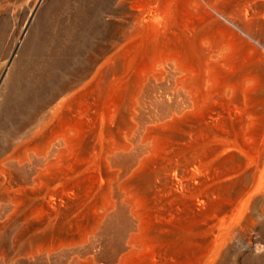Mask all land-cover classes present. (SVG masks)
<instances>
[{
    "label": "rangeland",
    "instance_id": "rangeland-1",
    "mask_svg": "<svg viewBox=\"0 0 264 264\" xmlns=\"http://www.w3.org/2000/svg\"><path fill=\"white\" fill-rule=\"evenodd\" d=\"M181 2L0 0V264H264V47Z\"/></svg>",
    "mask_w": 264,
    "mask_h": 264
},
{
    "label": "bare ground",
    "instance_id": "bare-ground-1",
    "mask_svg": "<svg viewBox=\"0 0 264 264\" xmlns=\"http://www.w3.org/2000/svg\"><path fill=\"white\" fill-rule=\"evenodd\" d=\"M166 4V3H165ZM166 6V5H165ZM169 6V5H168ZM150 7V6H149ZM158 7V6H157ZM164 8V7H163ZM160 9V8H159ZM167 9V8H166ZM156 8L151 7L149 9V14L151 16H157L158 10ZM148 11V10H147ZM163 11V9H162ZM179 33L174 34L175 37L181 38L184 37L191 32L198 31L195 39L197 41L198 47L200 49L203 48L206 44L215 45L210 51H206L202 54V60L204 59L206 62H211L213 66L211 67L212 73L214 76H219L222 78V87L220 93H225L230 87L231 81V71H232V55L230 57L229 62H227V68L229 66L230 73L225 76V72L222 70L221 64L217 65V63H213L214 59L218 58L220 54L227 51L228 49H233V41L227 40L221 41L219 43L213 40L214 32L217 29H227L229 28L233 34H236L239 39L243 38L244 35L253 39V41L264 47V21H260L259 26V35L256 37L252 36L246 27L244 21H253L257 19L264 18V0H182L179 9ZM177 12V11H176ZM237 12L239 14L240 19L234 18L233 14ZM165 14V12H164ZM175 14V13H174ZM177 14V13H176ZM163 15V14H162ZM161 15V16H162ZM165 16V15H164ZM169 17V13L167 14ZM178 14L176 15V17ZM150 18V17H149ZM162 18V17H161ZM171 18V17H170ZM242 18V19H241ZM163 19V18H162ZM161 19V20H162ZM165 19V18H164ZM167 19V18H166ZM153 20V19H151ZM150 20V21H151ZM173 20V19H172ZM171 20V21H172ZM170 21V22H171ZM176 21V19H175ZM152 22V21H151ZM156 22V21H155ZM154 22V23H155ZM166 22V21H165ZM168 22V21H167ZM166 22V23H167ZM176 23V22H175ZM151 24V23H150ZM161 24V23H160ZM155 25V24H154ZM157 25V22H156ZM169 25V23H168ZM174 25V23H173ZM151 26V25H150ZM159 26V25H158ZM252 26V25H251ZM176 27V26H175ZM149 28V27H148ZM154 28V27H153ZM167 28V26L165 27ZM170 28V27H169ZM173 30V28H171ZM235 29L238 31L236 32ZM159 30V29H158ZM152 31V30H151ZM162 31V30H161ZM226 32V31H225ZM149 33V32H148ZM230 33V32H229ZM230 33V34H232ZM244 34L243 36L241 34ZM150 34V33H149ZM148 34V35H149ZM152 34H155L152 32ZM154 39V38H153ZM162 40V39H161ZM233 40V38H232ZM155 41V40H154ZM179 41V40H178ZM159 42V41H158ZM154 44V42H152ZM162 43V42H161ZM157 44V43H156ZM179 44V43H178ZM154 46V45H153ZM165 47V46H164ZM173 48V47H172ZM253 48V47H252ZM258 48V47H257ZM263 49V48H262ZM156 50V49H155ZM173 51V50H172ZM160 52H162L160 50ZM159 52V53H160ZM262 53V52H261ZM169 56V55H166ZM174 56V54H173ZM257 56V55H256ZM259 56V55H258ZM175 57V56H174ZM243 57H247V52H244ZM168 58V57H167ZM179 57H177L178 59ZM252 58V57H251ZM160 59V58H159ZM247 59V58H246ZM167 60V59H166ZM170 60V59H169ZM174 60V59H172ZM171 60V61H172ZM161 62V61H159ZM173 63V62H172ZM165 64V63H164ZM211 64V65H212ZM223 64V63H222ZM250 64V63H249ZM174 66V65H173ZM223 66V65H222ZM166 68V67H165ZM183 68V67H182ZM208 68V67H207ZM176 68H174L175 70ZM184 69V68H183ZM194 69V68H193ZM168 70V69H167ZM173 70V68H172ZM178 70V69H177ZM209 71V69H207ZM168 72V71H167ZM180 72V71H179ZM173 73V72H172ZM175 73V72H174ZM181 73V72H180ZM183 73V72H182ZM211 73V72H210ZM192 74V73H191ZM207 74V73H206ZM240 75V74H239ZM242 75V74H241ZM181 76V75H180ZM225 76V77H224ZM175 78V77H174ZM201 80V79H200ZM248 79H246L247 81ZM207 81V80H206ZM249 81V80H248ZM212 82V81H211ZM209 82V83H211ZM181 83V82H180ZM202 83V82H201ZM200 83V84H201ZM176 84V83H175ZM195 84V83H194ZM206 84V83H205ZM204 84V85H205ZM240 84V83H239ZM234 85V84H233ZM176 88V87H175ZM193 88V87H192ZM195 89V88H194ZM189 90V89H187ZM198 91V90H197ZM238 91V90H237ZM231 92V91H230ZM197 94V93H196ZM240 94V93H239ZM239 96V95H238ZM241 97V96H240ZM247 98V97H246ZM244 101V100H243ZM238 104V103H237ZM236 104V105H237ZM243 106V105H242ZM234 107V106H233ZM244 107V106H243ZM246 107V106H245ZM232 108V107H231ZM239 108V107H238ZM222 111V110H221ZM231 111V110H230ZM229 112V111H228ZM227 112V113H228ZM242 112V111H241ZM244 112V111H243ZM233 113V112H232ZM225 114V113H224ZM230 114V112H229ZM244 114V113H243ZM247 115V114H246ZM230 118V117H229ZM236 119V118H235ZM232 120V119H231ZM234 120V119H233ZM240 120V119H239ZM238 121V120H237ZM243 121V120H242ZM233 122V121H232ZM237 123V122H236ZM239 125V124H238ZM237 125V126H238ZM241 126V125H240ZM244 126V125H243ZM236 127V126H235ZM238 128V127H237ZM242 129V128H241ZM218 132V131H217ZM216 132V133H217ZM245 138V137H244ZM245 143V142H244ZM229 145V144H228ZM241 146V145H240ZM249 147V146H248ZM218 148V147H217ZM248 150V148L246 149ZM227 170V169H226Z\"/></svg>",
    "mask_w": 264,
    "mask_h": 264
}]
</instances>
